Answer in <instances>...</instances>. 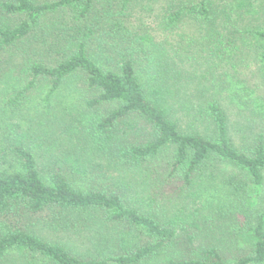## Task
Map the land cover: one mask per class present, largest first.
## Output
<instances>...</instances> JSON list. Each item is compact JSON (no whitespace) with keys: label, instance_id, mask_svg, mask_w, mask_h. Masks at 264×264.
<instances>
[{"label":"trees","instance_id":"obj_1","mask_svg":"<svg viewBox=\"0 0 264 264\" xmlns=\"http://www.w3.org/2000/svg\"><path fill=\"white\" fill-rule=\"evenodd\" d=\"M226 1L0 0V264H264V211L247 204L238 175L259 196L264 95L246 97L249 124L235 127L217 97L201 92L192 103L182 70L184 59H235L232 42L247 34L261 40L264 82V29L228 31ZM141 2L153 29L193 24L199 38L170 53L135 14ZM13 122L25 123L35 147L12 142ZM74 156L79 173L66 159ZM221 163L236 174L222 175ZM163 199L191 208L168 211ZM89 210L115 229L106 254L79 256L34 230L68 228L70 215ZM240 218L253 244L197 237L202 220L230 228Z\"/></svg>","mask_w":264,"mask_h":264},{"label":"rangeland","instance_id":"obj_2","mask_svg":"<svg viewBox=\"0 0 264 264\" xmlns=\"http://www.w3.org/2000/svg\"><path fill=\"white\" fill-rule=\"evenodd\" d=\"M226 2H228V8L232 13L233 18L232 24L228 25V31L235 27L242 31L250 28L264 29V0H227ZM145 3L146 2L135 4L137 5L135 14L144 17L145 23L150 26L153 25L151 22L152 16L146 17L147 15L145 13L147 11H145ZM141 10L143 11L140 12ZM132 19L136 21L134 15ZM138 21L140 23V20L137 19V22ZM192 25L187 27L186 24V26L184 25L178 32L170 35L167 34V31L162 29V33H160V29H153L152 26H150V32L155 36L156 41L164 40L168 50L172 53V45L178 47L182 42L187 44L188 40L199 38V32L194 25ZM218 28L223 36L227 35L229 37L228 31L223 29L222 24H220ZM246 36L250 35H244V38L246 39L245 42L238 39L235 42H232L233 44L235 43L239 45L235 59H230V57H227V59H216L215 57L210 56L203 59H184V67L182 69L183 74H191L193 78L194 85L193 87L189 86V92L192 91L197 93L195 98L192 99V103L196 105L200 102L197 96H199V93L201 92H206L217 97L221 105L229 113L232 125L242 129L249 124V121L247 120L248 116L244 117L247 112H242L243 107L246 108V97H249V101H251L253 97L257 95H264V82L259 72L258 63V57L262 50V47L259 44L261 43V40ZM228 37H226V39ZM199 48V46L197 49L192 46L191 52H194L195 49L197 51ZM240 50H242L241 53H239ZM197 53H202L201 49ZM176 60L179 61L180 59ZM250 93L252 94L249 95ZM61 111H64V109ZM66 113H70V111L67 110ZM196 128L207 134L211 132L210 128L200 121L197 123ZM232 132L235 145L240 148L243 147L245 141L242 139V133H239L236 128H233ZM8 133L10 134L12 142L17 144H24L26 142L30 147H35L30 143V134L27 131L25 123L13 122L8 127ZM55 136L60 140H63V135L61 133H57ZM66 159H68L67 161L70 164L71 169H76L74 173H79L82 162H78L75 156L67 157ZM220 168L223 173L222 175L231 173L236 174L235 169L228 164H222ZM238 175L249 184L247 204H253L252 206L254 207V210L258 209L264 211V185L258 196L256 185L250 182L245 175ZM165 196L167 197L168 195L166 194ZM163 201L166 204L168 211H170V206L172 209L174 206L179 209L183 208L182 212L184 213H188L189 208H191H185L181 200L168 202L163 199ZM70 217L71 224L68 228L61 227L53 229L44 225H39L35 227L34 230L36 233L41 234L47 239L63 243L73 254L79 256H96L102 252L104 254L109 252L111 249L110 244L113 243V238L115 236V229H113V224L111 222H107L104 219L102 211L89 210L84 212H74ZM231 223L232 226L227 228L225 227L226 224H217V222L211 221L203 222L202 220L200 221V229H198L197 237L205 238V235L208 237L212 234H214L217 239L228 237L226 238L229 240L227 244L230 246L233 245L232 248H235L236 242H238V244L254 243L253 237L247 233V231L237 226L239 223H241L240 226H245V223L247 222L244 218L237 219ZM204 224L206 225L204 226ZM203 228L205 229L203 230ZM231 233L237 241L231 239Z\"/></svg>","mask_w":264,"mask_h":264}]
</instances>
